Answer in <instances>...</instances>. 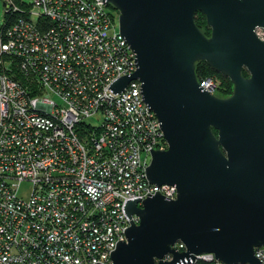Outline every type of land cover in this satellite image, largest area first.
<instances>
[{
    "label": "built area",
    "instance_id": "built-area-1",
    "mask_svg": "<svg viewBox=\"0 0 264 264\" xmlns=\"http://www.w3.org/2000/svg\"><path fill=\"white\" fill-rule=\"evenodd\" d=\"M10 4L21 16L0 38V264H113L131 225L124 203L177 196L147 177L151 148L169 146L142 82L108 88L137 68L119 12L103 0H33L25 15ZM6 57L21 59L33 86ZM199 83L219 96L217 77ZM255 253L264 264V247Z\"/></svg>",
    "mask_w": 264,
    "mask_h": 264
},
{
    "label": "water",
    "instance_id": "water-1",
    "mask_svg": "<svg viewBox=\"0 0 264 264\" xmlns=\"http://www.w3.org/2000/svg\"><path fill=\"white\" fill-rule=\"evenodd\" d=\"M103 1L119 12L137 66L108 88L121 93L142 82L169 146L151 148L147 177L177 189L176 199L157 191L124 203L131 225L111 252L113 264H194L211 253L225 264H262L255 251L264 247V40L257 31L264 0ZM199 12L210 36L195 23ZM203 61L230 78L231 95L200 85ZM178 242L185 250L174 248Z\"/></svg>",
    "mask_w": 264,
    "mask_h": 264
},
{
    "label": "trees",
    "instance_id": "trees-1",
    "mask_svg": "<svg viewBox=\"0 0 264 264\" xmlns=\"http://www.w3.org/2000/svg\"><path fill=\"white\" fill-rule=\"evenodd\" d=\"M10 1L12 2V4L17 5L19 9H21V11H24L23 15L27 14L29 8L32 5V1H27V0H10ZM10 1L6 2L7 6L5 7L6 13L4 17V22L0 24V38L2 36V33L6 32V30L12 25V23L16 21V18L21 16L12 11ZM110 7L114 8L112 5H110ZM195 23H197L198 27L200 28V30L204 32V34H207L208 36L211 35L210 28L207 25L206 17L204 13L202 12L197 13L195 17ZM6 60L11 61L10 63L12 65L11 74L14 78L19 80L24 85L28 84L29 86H33V82L31 83L32 77L24 73L21 69V59L17 57L8 59V57H6ZM196 67H197L196 69L197 78H199L200 80H202L205 77H214V76L219 79L220 81L219 97L226 98V96H229L233 93L234 88L230 78L223 77L216 70H213L211 67H209L208 64L204 61L197 63ZM244 75L247 76V73L244 72ZM194 264H207V263L201 260V261H197Z\"/></svg>",
    "mask_w": 264,
    "mask_h": 264
},
{
    "label": "rangeland",
    "instance_id": "rangeland-1",
    "mask_svg": "<svg viewBox=\"0 0 264 264\" xmlns=\"http://www.w3.org/2000/svg\"><path fill=\"white\" fill-rule=\"evenodd\" d=\"M10 0H0V24L4 22V17H5V13H6V2H8ZM27 1H33V0H27ZM30 190V186L29 185H25L23 193L26 194L28 191Z\"/></svg>",
    "mask_w": 264,
    "mask_h": 264
}]
</instances>
